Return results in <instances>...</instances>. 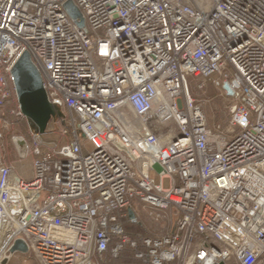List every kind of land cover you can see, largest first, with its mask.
Instances as JSON below:
<instances>
[{"label":"built area","instance_id":"built-area-1","mask_svg":"<svg viewBox=\"0 0 264 264\" xmlns=\"http://www.w3.org/2000/svg\"><path fill=\"white\" fill-rule=\"evenodd\" d=\"M24 52L62 143L32 126L19 152L12 136L26 178L0 158V263L16 240L27 254L8 263L99 264L113 237L114 257L137 248L119 223L137 202L173 215L141 239L144 264H264V0H0V140L27 120L10 74ZM190 77L229 99L225 129L208 128Z\"/></svg>","mask_w":264,"mask_h":264},{"label":"rangeland","instance_id":"rangeland-1","mask_svg":"<svg viewBox=\"0 0 264 264\" xmlns=\"http://www.w3.org/2000/svg\"><path fill=\"white\" fill-rule=\"evenodd\" d=\"M200 85H202V87H199ZM186 90L194 99L195 104L199 105L202 108L209 129L222 130L226 128L229 118L228 105L230 102L228 98L220 95V92L213 87L211 81H203L200 78L197 79L195 77H190L187 80ZM20 124L21 122L16 123L11 126L9 130H6L4 132L3 140H0V158L2 161L13 163L15 168L21 170L24 166L30 168V163L29 161H26L24 164H22V162L18 161L15 144L11 142V137L17 136L24 139L27 143H31L32 125L27 121V128L24 132L22 131ZM58 130L59 125L56 122L51 123L49 132L45 133V135L42 136V139L46 142L54 140L58 143H62V139L58 135ZM173 130V127H167L166 134L164 135L162 140L168 141ZM79 138L83 152L85 154L93 150V147L87 141H85L81 135H79ZM150 177L155 179V181L159 183V179L156 175L155 169L150 172ZM162 184L164 188H167L169 186L168 180H164ZM132 208L136 215V218L139 220L137 221L136 226L140 227V225H145L149 233H151L152 235H163L169 231L171 225V222H169V220L172 221V214H166L165 220L160 219L159 221H157L156 215L158 213L163 214V212L151 211L143 208L142 206L138 207L137 202H134L132 204ZM27 261L29 262V264L33 263L32 261H29V259ZM14 263L20 264V262L18 261H14ZM22 264L24 263L22 262Z\"/></svg>","mask_w":264,"mask_h":264},{"label":"water","instance_id":"water-1","mask_svg":"<svg viewBox=\"0 0 264 264\" xmlns=\"http://www.w3.org/2000/svg\"><path fill=\"white\" fill-rule=\"evenodd\" d=\"M64 7L72 19H80L77 24L82 28L84 23L79 10L71 1L66 2ZM10 74L21 113L39 135H44L49 121L54 118H63V112L47 100L40 73L33 65L28 52L22 53L17 59ZM222 89L226 91L228 97H234V92L229 88L228 83H224ZM24 144L23 139L17 142L19 152L24 149ZM127 216L130 221L136 222V216L131 208L127 209ZM16 252L27 254V247L21 240L13 243L9 249L10 256L4 258L0 264H8L9 258Z\"/></svg>","mask_w":264,"mask_h":264},{"label":"trees","instance_id":"trees-1","mask_svg":"<svg viewBox=\"0 0 264 264\" xmlns=\"http://www.w3.org/2000/svg\"><path fill=\"white\" fill-rule=\"evenodd\" d=\"M10 108L11 107L8 105L7 107H5V110H8ZM56 120L57 118H54L49 121V124L47 125V128H46V133L49 132L51 123L56 122ZM20 126H21L22 131L25 132L27 128V120L21 121ZM131 209L133 211L132 207ZM137 221L139 220L136 218V222H132L128 219V217L121 219L119 221L125 233L129 236L130 240L136 242L137 248L131 247L130 244L128 243L124 244L122 251L118 253L117 256L114 257L111 252V249L114 247L116 243L120 242V239L118 237H113L111 243L109 244L107 248V251L103 255H98V254L95 255V258H96L95 260L99 264H144L142 260L135 257V254H136V251L142 249L141 239L152 237L153 235L149 233L145 225H140V227L136 226ZM166 264H174V263H166Z\"/></svg>","mask_w":264,"mask_h":264},{"label":"crops","instance_id":"crops-1","mask_svg":"<svg viewBox=\"0 0 264 264\" xmlns=\"http://www.w3.org/2000/svg\"><path fill=\"white\" fill-rule=\"evenodd\" d=\"M6 162V161H5ZM25 167V166H24ZM29 168V167H28ZM27 167H25V168H23V169H18V168H15V170H14V174L16 175V176H18V177H21V178H26V177H28V173H29V169H28ZM26 175V176H25ZM141 205H139L138 204V207H140ZM135 214V213H134ZM166 214H169V215H171L172 213H171V211L170 210H168L167 212H166ZM136 216V215H135ZM169 222H171V225H170V228H169V230L171 231L172 230V226H173V215H172V221L171 220H169ZM154 236V235H153ZM152 236V237H153ZM24 259H26V257H24V256H20V255H16L15 257H13L12 259H11V261L9 262V263H11V264H15L14 263V261H18V262H20V264H22V262H23V260ZM94 259H96L95 258V256H94ZM29 261H32L33 263L32 264H36L33 260H29ZM8 263V264H9ZM29 264V262L27 261L26 263H24V264Z\"/></svg>","mask_w":264,"mask_h":264}]
</instances>
